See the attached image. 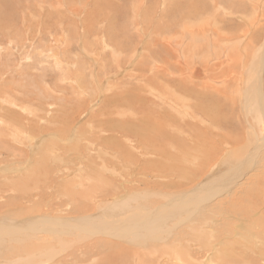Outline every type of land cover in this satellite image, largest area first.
Segmentation results:
<instances>
[{"label": "rangeland", "instance_id": "1", "mask_svg": "<svg viewBox=\"0 0 264 264\" xmlns=\"http://www.w3.org/2000/svg\"><path fill=\"white\" fill-rule=\"evenodd\" d=\"M204 3H207L209 6L213 5L211 10L204 12L202 16L197 17L196 20H192L191 22L187 21V24L182 23L183 17H186L188 11L192 10L195 5L203 8ZM213 8H216L217 10H214ZM164 13L167 14L164 23L169 25V22L179 21L177 22L179 27L174 29L175 32L180 30L183 32L184 25L199 26L202 24L201 26L205 25V27H207V25L213 21L212 16L216 14L219 17V20L231 21L228 27L219 29L218 33L221 32L219 37L222 36V38L214 35L216 37H214L215 40L219 39L218 41L220 44H222V42L226 43L227 40L231 42L235 41L234 43L237 44L238 40L236 39H239L240 37H242L241 39H246L248 37L246 41H250L252 33L249 32V34L247 32L249 29L248 24L251 20L258 18L256 29L259 28V34L254 41L255 48L264 43V0H214V2L213 0H0V204L2 205H0V213H3L4 215L6 211H12L13 203L16 204L19 201L21 202V205L25 204V208L37 202L38 206L42 204V210L44 207L43 205L46 203L49 204V200L53 202L55 199L51 198L53 195L51 196L52 192L49 188H58L55 186L57 185V181L60 180V177H57V171L63 168L61 167V165H63L62 163H66V161L70 159L75 161L74 157H76L75 155L77 153L74 152L80 147L85 151L87 163V166L85 167L87 171H83L85 173H82V176L86 175L88 185H91V187L93 185L94 188H97V191H100L97 192L96 189L94 190L95 197L98 199L96 200L97 203H99V200L101 202L108 198H114L118 193H121V189L116 187V179L120 183H123L124 180L128 179L127 181H129V185L130 183L131 185L133 183V187L131 186L133 189L136 187V189L142 190V187L147 185L144 188V190H146L149 185L150 190L153 191L151 192H156L155 194L158 195L157 197L152 198V202H158V200L163 201L166 194H169L167 196H172L174 198L181 197V195L184 196L192 190V187L197 186L199 182L202 183L204 178H206V176L208 177L212 171L214 172H212V175L220 173V171H222V174H226L240 164V167L244 165L243 167L248 168L242 169L252 172H250V175L259 174L264 181V157H259L260 155L258 157H247L248 150L246 151L243 149L242 151H239V146H245L247 149L249 148L250 151L251 149H255L256 146H259L256 139L252 142L253 139L256 138V135L253 136L249 132L248 117L243 112V109H241L240 101H228L224 100V98L221 100H218L217 98L212 100L208 97H203L201 98L202 100H197L195 97L186 95L187 92H180L176 89L174 92H170L173 91L171 89L167 92L169 95L173 96L171 98L176 100V104L181 106L177 107V105H175V108L172 109L171 106H158L160 109L163 107L166 108L167 115L175 116V118H172L177 122L176 124H173L174 126L169 124H166L165 126L162 122L163 119L160 121L163 131L167 130L171 133L169 137L174 133L173 138L175 141L171 143L167 138L165 141H167L168 144L164 145V139L158 133H152L151 139L153 142L139 146V152L133 150L127 145V149L135 154H132V157H129L126 154L123 155L122 153L117 154L118 157L113 155L115 154V151L112 149L114 146L110 143L118 142L117 136L114 133H112V135H103L101 131H99L100 121L106 118V116H102V110L104 109L103 102L106 97L111 98L115 91L122 89L121 87L125 85L127 86V76L129 77L135 72H137L135 74H139V71L135 70L134 67L143 58L145 46L149 45L152 47L151 44L154 41L152 31L149 29L150 31L148 30L147 33H144L142 32V29L144 31V29L150 25V19H152V23L155 21L154 23L158 24ZM180 13L183 16H178ZM136 22L138 25L135 24ZM86 24L89 25L88 29L85 28ZM152 26L155 27V25ZM244 27L246 30H244ZM241 31L244 33H241ZM168 33L169 32L166 34ZM244 34H246V36L248 34V36L244 37ZM169 38L170 37H168V39ZM174 41H176V39H172V42ZM113 43H120L122 46L134 50L138 47L139 50L137 49L136 53H139L138 56L140 55V57L137 58L136 54L135 60L137 61L134 60V63L129 67L128 65L126 66L127 63L118 66L120 62L123 63L133 55L114 56L113 49L110 47ZM223 46L225 45L220 47L223 48ZM237 46L238 54L242 53L240 54V56H242L240 57L241 61L239 60V70H241L240 68H242V65L246 64L242 61H245V59L246 62L252 60L250 63L253 64L256 55L252 59L248 58L246 56V50L241 52V47H244V45L241 44ZM230 48L231 47H229V49ZM193 49L188 56L183 57L186 58V61L185 59H181L179 54H177V59L172 56H168L167 58L175 64L174 67H176L177 64L179 65V68L183 70L182 76L187 78L189 83H191L190 75H188L190 68L195 65L202 67L207 65L210 70H212L211 66L217 64V62L214 61L215 56L217 58L222 52H217L216 49L210 51L212 48L209 50V48L207 49L205 46ZM179 52L182 53L181 51ZM215 52H217L216 55ZM254 52L255 50L252 53ZM147 53L148 52H145V57H147L149 62L158 61L160 64L163 63V55L155 56L153 58L151 54ZM243 56H246V58H243ZM115 60L119 62L116 63ZM174 60L178 63L176 64V61ZM155 63L157 64V62ZM248 63L249 62H247V64ZM250 63L249 65L252 66ZM160 64L158 65L160 66ZM150 66H152V64ZM187 68L189 69L188 71ZM223 68V66L220 69L216 68L212 70V72H214L212 73L207 67H204L207 72L209 71L208 73L211 72L210 75L212 77L216 74L221 75L220 73ZM217 69H219V71H217ZM220 79L223 80L224 77L223 79ZM196 80L200 81L195 84H201V82L209 81V78L207 80L197 78ZM134 82L135 83L133 84L136 85V81ZM109 83L112 85L109 88H106L107 85L105 84ZM75 88H78V90L76 91ZM78 93H81L82 96ZM13 104H16L17 107H13ZM195 104L207 107L205 108L207 112H209L210 109L209 115H211V117L207 116L208 118L205 119L204 115L196 110ZM138 107L140 109L143 108L139 104ZM138 107L136 110H139ZM213 110H216L215 113ZM120 111L122 112L123 108ZM8 113H11L14 118H19L22 122H20V124L17 123V126H15V124H12V126L9 122H6V124L3 122L2 118H5ZM57 115H59L61 119L57 118ZM144 115V121L139 122V125H134L135 128L139 129V127H141L140 125L144 126L150 121L152 115L150 113ZM113 117H116V119L119 118L117 115ZM5 119L9 120V118ZM193 119H195V121ZM250 121L251 123L253 122L251 118ZM6 127L8 128L7 130ZM153 127L150 126V129ZM78 130L79 132L84 133V139L79 135L77 137H81L80 139L84 140L82 143L70 138V134L73 133V131L75 132ZM196 132H198V134L201 133V136H195ZM64 133L69 135L67 136L65 134L68 137L65 136L66 140H63L61 137ZM160 134L163 136V132ZM157 135L158 137H156ZM103 138H109L110 142H108V144L104 143ZM192 138L194 141L196 140L195 142L198 145H193L194 142L192 141ZM218 138L221 140L226 139L221 141ZM233 138L234 140L238 139L239 142L233 143ZM156 140L161 143L159 142L158 144ZM122 142L126 143L127 141ZM228 144L233 145L231 150L236 147L238 152L235 153L236 155L228 153L230 149ZM251 145H253V147H250ZM165 147H168V150L163 152L164 156L154 155L156 154L154 153L155 150H159V148L164 149ZM68 148L71 149V152L73 151L74 154H71ZM73 148L75 149L73 150ZM146 148H150L148 150L151 152H148ZM175 150L176 152L178 151L176 155L173 154ZM262 151L264 152V149ZM61 153L63 154L61 155ZM144 153L147 155L143 156ZM170 153H172L173 156H170ZM77 155L78 157L81 156L79 154ZM147 159L149 160L146 161ZM144 161L148 164L144 165ZM150 162L152 164H150ZM104 163H108V167L105 166ZM144 166L145 169L143 168ZM191 166L193 168L195 166V168L193 169ZM162 168V172H167L172 169L173 172H176L177 176H186L188 174L187 176L190 180L182 178L183 180L181 179V182L183 183H181L180 179H175L174 174H171V176L169 175L171 181L155 174L156 170L159 172ZM112 170L114 172L113 174H110L112 173ZM128 172L130 174H128ZM185 172L189 173L185 174ZM98 174L101 177H99ZM124 175L126 177H124ZM189 175L191 176L189 177ZM112 176H114V178ZM104 178L105 181H108V186L110 188H101L103 187V182H105L103 180ZM226 178H228V175ZM142 179L144 182L149 181L147 182L148 184L144 183ZM74 180L75 176L72 178V181ZM221 180L222 179H220V181ZM69 181L70 178H67L63 179L61 183ZM220 181L218 180V182ZM243 181V179L240 180V182ZM176 183L179 185L177 186ZM262 183L261 186L254 185L255 187L252 186V188H250L256 190L257 188L259 190L262 189V191L258 190L260 195L252 196L251 199L253 203L251 204L253 205H250L249 202V204L245 203L243 206L242 204H237L236 211L230 212V207L234 209L232 205L234 202L229 198L228 200L224 199L225 196L222 195L217 199L223 200L222 204H218L217 207L215 204V209L211 210L215 211L212 212L214 213V216L213 214L208 216H211V219H208L210 221L212 220L211 223L217 224L212 229L217 230V232L215 231L217 235L216 237L214 235V239L222 236L219 243L216 241L214 243L220 244L219 246L228 243L229 246V249H224L225 251L223 250L226 254L218 253L216 255L214 253L211 256L213 258H218L217 260L223 262V264H231L230 260H233V258L236 260V264H250L247 263L249 262V255L252 256V258H256V261L258 260L256 264H264V253L262 256L258 253L260 250L261 253L264 252V244L255 249L254 245L256 244L252 238L253 242L251 243L249 240L246 241L239 236L235 237L236 235H240V233L248 236V233L252 232L256 233L257 238L264 242V182ZM212 186L215 187L216 185L213 184ZM136 189V192H140ZM160 190H163L162 193ZM107 192H109V194ZM122 193H124V191ZM103 194H106L105 196H107V198L103 196ZM91 196L92 198H90ZM98 196L101 198H98ZM83 197L85 198V195ZM86 197V200H89L88 202L86 201L87 204L95 203L93 194L86 191ZM56 201L57 199L54 202ZM84 201L85 199L83 202ZM225 201L227 202L225 203ZM216 202L217 201H212L211 204ZM201 205H203L202 202L196 206V208H199ZM49 207L51 208V206ZM22 210L23 209H20L19 212L21 216L26 213L28 214L27 211L23 210L22 212ZM65 211L68 212V209H65ZM224 213H229L225 214V216L227 215L228 217L229 215L231 218H225V216H223ZM235 213H238L239 215L237 214V216ZM185 214L186 213H183L181 215ZM182 218H185V216H182ZM203 220L204 219L199 218L197 222L198 225L196 224L197 228H191L188 226L189 229L187 228V230L190 236L192 229L197 232V230L200 231V229L203 228L202 230H204L206 236H201L200 231L198 237L203 240L201 244H207L208 246L212 240V235H210L212 234V231L210 233V231L207 230H209L211 225H207L208 228L202 227ZM241 223H244L246 230ZM185 224L187 223H184L182 226ZM240 224L242 225V229L239 227ZM195 231L194 234L196 233ZM223 231L227 233L225 234ZM221 233L224 234V236ZM228 235H230L231 238L228 237ZM207 237H210L211 239L209 242L204 239ZM244 237L245 236H243V238ZM121 244L129 247L131 251H142L139 247L133 245L130 246L129 244L126 245V243ZM159 245H156L154 242L153 244H150L148 248L146 247L147 249L145 252L149 249H151L152 253L161 252V247L164 246H161V243ZM247 246L250 248H247ZM188 248L192 249L189 246ZM130 254L131 253L124 254L123 260L129 262L131 260L129 257ZM227 254L228 256H226ZM174 257L178 259V256ZM244 261L246 263H244Z\"/></svg>", "mask_w": 264, "mask_h": 264}, {"label": "bare ground", "instance_id": "2", "mask_svg": "<svg viewBox=\"0 0 264 264\" xmlns=\"http://www.w3.org/2000/svg\"><path fill=\"white\" fill-rule=\"evenodd\" d=\"M213 2H214V0H213ZM203 6H204L203 8H200V6L195 5L192 8V10H190L186 13V17H183L182 23L187 24V21L191 22L192 20H196L197 17L202 16V14L204 12L211 10L213 5L209 6L207 3H204ZM224 11H226V10H224ZM88 15H90V14H88ZM229 15H231V14H229ZM178 16H183V15L180 13V15H178ZM166 17H167V14L164 13L158 24H155L154 23L155 21L152 23V19H150V21H149L150 25H148L146 27V29H144V31L142 29V32H144V33H147V31L150 29L152 31V34L154 37L153 38L154 41L151 44L152 47L147 45V46H145L144 51L151 54V56H153V58L155 56L163 55L164 56L163 63L160 64V63H158V61H155V62H157V64L153 61L149 62L147 57H145V52H144L143 58L134 67L135 70L139 71V74H135V73H137V72H135L134 74L130 75L129 77L127 76V79H128L127 86L125 85V86L121 87L122 89L115 91L112 94L111 98L106 97L105 101L103 102V108L104 109L102 110L103 111L102 116H104V117L106 116V118L104 120L100 121V130L99 131H101V133L103 135H110V134L112 135V133H114L117 136L118 142H111L110 143L112 146H114L112 149L115 151V154H113V155L117 156V154L122 153L123 155L126 154L127 156L132 157L135 154H133L132 151L127 149V145L130 146L133 150L138 151L139 146L153 142V140L151 139L152 133H158L164 139V142H165L164 145L168 144L167 141H165L167 138L170 140L171 143L173 141H175L173 138L174 133L171 135V137H169V135L171 133H169L167 130L163 131V128L160 124V121L163 119L162 122L165 124V126H166V124L174 126L173 124H176L177 122L172 118H175V116L167 115V112H166L167 109L164 107L162 109H160L159 105H164L166 107L171 106V109L175 108L174 107L175 105H177V107L181 106V105L176 104V100L172 99L171 97H173V96L169 95L167 92V91H170V89L173 90L170 92H174V90L176 89L180 92H184V93L187 92L186 95L191 96V97H195V99H197V100H199L203 97H208L212 100H214L215 98H217L218 100H221L224 98V100H228V101H235V100L240 101L241 109H243V112L248 117V125H249L248 129L250 128L249 132L253 136L256 135V138H254V139L252 138L253 139L252 142H254L256 139L259 146H256V148L253 150L251 149V151L249 150V148L247 149V147H245V146H239V151H242L243 149L246 151L248 150L247 151L248 152L247 157H258L259 155H260L259 157H264V152L262 151L264 149V43L262 45L260 44V46L258 45L259 47L257 46L256 48L254 45V43H255L254 41L257 38V35L259 34V28L256 29L258 18L251 20L248 24L249 29L247 32L252 33V35H251L252 40L250 39V41L247 42L246 39L248 38L247 37L248 34H247V36H246V34H244V37H247L246 39L245 38L241 39L242 37H240L239 39L235 38L236 40H238L237 44L234 43L235 42L234 40H232L234 42L227 40L226 43L222 42V44H220V42L218 41L219 39L215 40L216 37L214 35H217L219 37V34L221 33V32L218 33L219 29L228 27L231 21L219 20V17L216 14V15L212 16L213 21H211L207 25V27H205V25L201 26L202 24L201 25L198 24L199 26H188V25L185 26L184 25V27H183L184 31L183 32L181 30L178 32H175L174 29L179 27V24H177V22H179V21L169 22V25H168V24L164 23V19H166ZM217 19H218V21H217ZM221 19H223V18H221ZM261 23H262V21H261ZM135 24H137V22ZM260 24H258V25H260ZM152 25H155V27H153ZM88 27H89V25L86 24L85 28L88 29ZM181 29H182V27H181ZM244 30H246L245 27H244ZM167 32H169L168 33L169 36H168V34H166ZM242 32L243 31H241V33ZM233 36H234V34H233ZM168 37H170V38L168 39ZM219 38H222V36ZM172 39L173 40L176 39V41L172 42ZM140 43H142V42H140ZM241 44L244 45V47L243 46L241 47L242 48L241 52L246 50L247 55L245 53H243V54H245L248 58H251V59L254 58L256 55V59H255V62H253V64L250 63V62H252L251 59H250L251 61H249V60L247 61L250 64H252V66L249 65V63L247 64L246 59H245V61H242V62H245L246 64L243 63L244 65H242V68H240L241 70H239V65H240L239 60H240V57H242V56H240V54H242V53L238 54V49H237L238 46L237 45H241ZM222 45H225V46H223V48H222V47H220ZM235 45H236V47H235ZM202 46H205L207 49L209 48V50H210V48H212L210 51L215 50V49L217 52L222 51L217 56V58H216V56H215V59L213 57L214 61H216L217 64H213L211 66V69L212 70H214L216 68L220 69V68H222V66L224 68H223V70H221V73H220L221 75L216 74L212 77L210 75L212 70H210V68L207 65H204L205 62L203 65H204V67H207L208 70L211 71L210 73H208L209 71L207 72L205 70L206 68L204 69V67L199 66V65H195L194 67L190 68V70L188 69L189 68L188 67L187 71L189 70L188 75H190L189 77L191 79V83H189L188 79L182 76L183 70L181 68H179V65L177 64L178 62L176 60H174V61H176L175 63L177 64V66L174 67L175 64H173L171 62V60H168L167 58H168V56H170V57L172 56L173 58L177 59V54H179L180 58L183 60L185 59V61H186V58H183V57L188 56L192 52L193 48H195V49L200 48V47L202 48ZM110 47H112V49H113L114 56L118 57V55L119 56L131 55V54L133 55V56H130L129 59L124 61L123 62L124 64L122 62H120L118 64V66H122V65H125L127 63L126 66L128 65V67H129L134 63L136 54H137V58L140 57V55L138 56L139 53H136L138 47L136 50H134L132 48H126V47L122 46L120 43H118V44L113 43ZM229 47H231V48L229 49ZM105 48H104V50H105ZM254 50H255V52L252 53ZM179 51H181L182 53H180ZM210 51H209V53H210ZM141 52H142V50H141ZM217 52H215V55ZM212 54H213V52H212ZM191 55H193V54H191ZM212 56H210V57H212ZM246 56H243V58H246ZM213 59H212V61H213ZM135 61H137V60H135ZM115 62L118 63L119 61L115 60ZM236 63H237V66H236ZM149 64L150 65L152 64V66H150ZM158 64H160V66L162 68ZM117 68H119V67H117ZM219 69H217V71H219ZM240 72H241V74H240ZM212 73H214V72H212ZM223 77H224V79H223ZM194 78H196V79L200 78L203 80H207L209 78V81L201 82V84H195L196 82H198L200 80H196ZM220 78H222L223 80H221ZM104 79H106V78H104ZM134 81H136V83H137L136 85L133 84V83H135ZM105 85H107L106 88H109L112 84L110 85V83H109V84H105ZM78 88H75L76 91L78 90ZM80 90H82V89H80ZM78 94L80 95L81 93H78ZM170 94H172V93H170ZM81 96H82V94H81ZM189 99H190V97H189ZM138 104L141 105L143 108L140 109L138 107ZM13 107L16 108L17 105L13 104ZM137 107L139 110H136ZM122 108H123V111L121 112L120 110ZM205 108H207V107H203L202 105H199V104L196 105V110L200 111L202 113V115H204V118L207 119L208 117H211V115H209L210 109H209V112H207ZM213 111L215 113L216 110H213ZM126 112L127 113L130 112V113L127 114ZM147 113H150L152 115V117H150V121L148 123H146L147 125L146 124H145L146 126L140 125L142 128L139 127V129L135 128L134 125H139V122L144 121V118H145L144 114H147ZM179 114H182V113H179ZM115 115H117L119 118L116 119V117H113ZM56 117L60 118L59 115H57ZM5 118H9V120H6ZM5 118L4 117L2 118L3 122H5V123L9 122L11 125L15 124V126L18 125L17 123L20 124V122H22V120H20L19 118L12 117L11 113H8L5 116ZM250 118L253 121L252 123L250 121ZM191 119H192V117H191ZM193 120L195 121V119H193ZM65 121H66V119H65ZM150 126H152V127L154 126V127L152 129H150ZM7 129L8 128L6 127V130ZM148 129H150V130H148ZM159 132L160 133L163 132V136ZM65 134L66 133H64V135H61L63 140H66V137L69 136L67 134H66L67 135L66 136ZM78 135L84 139V133L79 132V130L75 131V132L73 131V133L70 134V138L75 140V141L78 140V141H80V143H82V141H84V140L80 139L81 137L77 138ZM195 136L200 137L201 133L198 134V132H196ZM219 136H220V134H219ZM156 137H158V135ZM218 139H220V138H218ZM67 141H68V139H67ZM103 141L106 144H108V142H110L109 138H103ZM122 141H127L126 142L127 144L122 142ZM156 141L158 142V140H156ZM192 141L194 142L193 145H198L195 142L196 140L194 141L193 138H192ZM159 142H158V144H159ZM232 142L237 143V142H239V140L238 139L234 140V138H233ZM245 143H246V141H245ZM187 145H189V144H187ZM228 145L230 147V149L228 151L229 154L230 153H233V154L238 153L236 147L231 150L233 145H230V144H228ZM255 145H256V142H255ZM73 146H75V145H73ZM250 147H253V145H251ZM199 148H200V146H199ZM205 148H206V146H205ZM74 149L75 148H73V150ZM148 149H150V148H148ZM148 149L146 148V150L148 152H151ZM167 150H168V147H165L164 149L159 148V150H155L154 153H156V154H154V155L164 156L163 152H165ZM195 150H196V148H195ZM69 151L71 152V149H69ZM177 152L175 150V152L173 154L176 155ZM74 153H77L81 156L78 157V155L76 154L75 155L76 157H74L75 161H72L69 158L70 160L66 161V163H62L63 164V165H61V167H63V168H61L62 170L60 169L59 171H57V177H60L59 178L60 180L57 181V183H56L57 185H55V186H57L58 188L57 189L52 188V187L49 188L52 192L51 196L53 195L51 198L52 199L54 198L55 200L57 199L56 202H54L55 200L53 202H51L48 199L50 205L46 203L48 205L47 206L44 203L45 205H43L44 207L42 210L41 209L42 204H40L38 206L37 202H35V203L33 202L34 204L31 203L32 205H29L25 208V204L21 205V202L19 201L16 204L13 203V210L12 211H9V212L6 211L4 213V215H3V213H0L1 214L0 215V264H223V262L217 260L218 258H213L211 256L214 253L216 255L218 253L226 254V253H224V251L226 249H229V246H228V243H226V244L224 243L221 246H219L220 244L214 243L215 241L219 243V240L222 239V236L221 237L219 236L217 239H214V235H215V237L217 235L215 233V231L217 232V230H212V229L217 224L211 223L212 220L211 221L208 220V219H211V216L210 217H208V216L210 214H213V216H214V213H212V212H215V211H211V210L215 209V204H216V207L218 206V204L219 205L222 204L223 200H221V199L217 200L222 195L225 196L224 199L228 200V198H229L231 201L234 202L232 204L234 209L232 207H230V210L227 209L230 212L236 211V208H237L236 205L237 204H242V206H243V204L249 202L250 205H253V204H251V203H253L252 199H251L252 196H254V195L258 196L260 194L258 193L259 189L257 187H256L257 190L254 188L253 189H250V188H252V186H254V185L255 186H261V184H263L262 182H264L263 178L259 174H251L250 175L251 171L248 172V171L244 170V169H248V168L243 167L244 165L242 167H240L241 166V164H240L238 167L233 168L232 171L230 170V172L228 171L229 173H226V174H222V171H220V173H216V174L212 175V172H213L212 171L208 177L206 176V178H204L202 183L199 182L200 183V184L198 183L199 185L197 184V186L192 187V190L191 191L189 190L190 192L186 193V195H184V196L181 195V197L179 196L178 197L179 199L174 198L172 196H167L169 194H166L163 201L158 200V202L157 201L152 202V198L157 197L158 195L155 194L156 192L152 193L153 191L150 190L149 185H148V187H149L150 191L148 190V187L146 188V190H144L145 186H147V185H144V187H142L143 188L142 190L136 189V187H135L136 190L140 191V192H138V191L136 192L135 189L132 188L133 183H132V185H131V183L129 185V183H128L129 181H127L128 179L124 180L123 183L118 182V180L116 179V181H115L117 184L116 187L121 189L120 190L121 193H118L116 196H114V198H110V199L108 198V199L101 201V202L99 200V203H97L96 200H98V199L95 197V193H94V190L96 189V191H97V188H94L93 185H92V187H91V185H88L86 175L82 176V173H85L83 171H87V169L85 168L87 166L86 165L87 163H86L85 151H83L82 148L80 147L79 149L75 150ZM74 153H73V151L71 152V154H74ZM62 154L63 153H61V155ZM173 154L170 153V156H173ZM146 155L147 154H145V153L143 154V156H146ZM149 155H150V153H149ZM121 157H123V156H121ZM148 160L149 159H147L146 161H148ZM160 161H161V159H160ZM162 163H164V162H162ZM145 164H148V163H146L144 161V165ZM150 164H152V163L150 162ZM221 164H223V163H221ZM104 165L107 166L108 163H104ZM142 165H143V163H142ZM142 165H141V167H142ZM148 166H150V165H148ZM162 167H164V166H162ZM187 167H189V166H187ZM222 167H223V165H222ZM143 168L145 169V166ZM191 168H193V167L191 166ZM194 168H195V166H194ZM242 168H244V169H242ZM84 169H86V170H84ZM249 169H251V168H249ZM153 170H156V169H153ZM162 170H163V168L159 172L156 170L157 172L155 171V174H157L158 176H162L164 178H167V180H170V181H171V179H170L171 174H174L175 179H180V182H181L182 178L183 179L185 178V180H190L187 176L188 175L187 173H189V172H187V173L185 172V174H187L186 176H182V175L177 176L176 172H173L172 169L167 171V172L166 171L162 172ZM140 171H141V169H140ZM113 172L114 171L112 170V173H110V172L109 173L113 174ZM253 172H255V171H253ZM128 174H130V173L128 172ZM133 174H135V173H133ZM121 175H123V174H121ZM125 175H124V177H126ZM194 175H195V173H194ZM227 175H228V178H226ZM73 176H75L74 181H72ZM190 176L191 175H189V177ZM99 177H101V176L99 175ZM112 177L114 178V176H112ZM127 177H128V175H127ZM139 177H140V175H139ZM147 177H148V175H147ZM67 178H70L69 182L61 183L63 181V179H67ZM100 179H102V178H100ZM148 179H150V178H148ZM220 179H222V180L220 181ZM242 179L244 181L240 182V180H242ZM103 180L105 181V178ZM218 180L220 182H218ZM136 181H137V178H136ZM214 181H217V182H214ZM222 181H225V182H222ZM101 182H103V181H101ZM143 182H144V180H143ZM147 182H149V181H145L144 183H147ZM103 183H102L103 187H101V188L105 189V188L109 187L108 181H105ZM181 183H183V182H181ZM53 184H52V186H53ZM213 184H215L216 186L215 187L212 186ZM218 184H219V186H218ZM176 185H177V183H176ZM180 186H181V184H180ZM190 187H191V185H190ZM151 189H153V188H151ZM106 190H108V189H106ZM164 190H165V188H164ZM186 190H188V189H186ZM86 191L93 194L95 203L92 204L90 202L91 204H87V202L89 200L88 201L86 200V198H87L86 197ZM123 191H124V193H122ZM156 191H157V189H156ZM160 191L162 193L163 190H160ZM160 191H158V192H160ZM259 191H262V189H260ZM97 192H100V191L98 190ZM114 192H116V191H114ZM107 193L109 194V192H107ZM84 195H85V198L83 197ZM105 195L103 194V196H105ZM36 196H38V195H36ZM100 196H98V198H101ZM82 197L85 199L84 202L87 201L86 203L83 202L84 199ZM105 197L107 198V196H105ZM90 198H92V196ZM161 199H162V197H161ZM23 201H24V199H23ZM171 201H173V202H171ZM212 201H217V202L214 204H211ZM155 202H157V203H155ZM178 202H179V204H178ZM201 202L203 203V205L199 206V208H196V206L201 204ZM226 202L227 201H225V203ZM153 203H155V204H153ZM4 204H6V203H4ZM209 204H211V205H209ZM250 205H247V206H250ZM49 206H51V208H54V209H51ZM20 209L27 211L28 214L26 213V214H23L21 216V214L19 213ZM65 209H68V212H66ZM23 210H22V212H23ZM128 210H130V211H128ZM198 212H199V215H198ZM183 213H186V214L181 215ZM225 214H229V213H224V215L223 214H221V215L225 216ZM182 216H185V218H182ZM199 218L204 219L203 223L200 222V223H202V225H201L202 227H207V225H211L209 230H207V231H210V233L212 231V234H210V235H212V240L210 239V237L204 238L207 240V242H209V240H211V243L208 244V246H207V244L206 245H204L203 243L201 244V242L203 240L201 238L199 239V237H198L200 231H201V236H203V237L206 236V234H204V230H202L203 228H201L200 231L197 230V232L194 229H192L193 232L191 230L190 236H189V232L187 230L188 226L191 228H195L198 225L197 222H198ZM225 218L228 219L231 217H229V215L227 217V215H226ZM251 222H253V221H251ZM184 223H187V224L182 226ZM241 224H243L244 229H245L244 223H241ZM241 224L239 227L242 226ZM227 227H228V225H227ZM241 229H242V227H241ZM194 231L198 234H196V233L194 234ZM223 232H225V231H223ZM236 232H237V230H236ZM226 233L227 232H225V234ZM222 235L224 236V234H222ZM237 236L241 237V239H245L246 241L249 240L251 243L254 240L256 245H254L255 247L253 245L252 246L255 249L257 247L262 246V244H264V242H262V240L257 238L256 233H252V232L250 233L249 232L248 236L246 234L240 233V235H236L235 237H237ZM243 236H245V237L243 238ZM228 237L231 238L230 235H228ZM154 242L156 245H159L161 243L162 244L161 246H164V247H161L162 251L157 252V253H152L151 249H149L147 252H145L146 249L148 248V246L150 244H153ZM184 242H185L186 246H185ZM192 242H194V243H192ZM121 243H126V245L129 244L130 246L133 245V246L139 247L144 252L139 251V250L138 251H131L129 247H127ZM188 246L191 247L192 249H189ZM231 246H232V244H231ZM248 247L249 246H247V248ZM222 251H223V253H222ZM5 253H7V254H5ZM128 253H131L129 255L131 260L129 262H126L123 260V258H124V254H128ZM258 253L261 254V256H262V254L264 252L261 253V250H260V252H258ZM174 256H178V259ZM226 256H228V254ZM253 258H252V256L249 255V262H247V263L256 264L258 260L256 261V258H254V259ZM226 259H229V258H226ZM244 260H246V259H244ZM222 261H224V260H222ZM235 261L236 260H234V258H233V260L232 259L230 260V263L236 264ZM237 263H238V261H237ZM244 263H246V262L244 261ZM226 264H228V263H226Z\"/></svg>", "mask_w": 264, "mask_h": 264}]
</instances>
